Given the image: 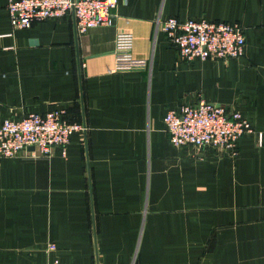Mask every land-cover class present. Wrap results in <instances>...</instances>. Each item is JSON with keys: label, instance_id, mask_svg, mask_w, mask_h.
Here are the masks:
<instances>
[{"label": "crops", "instance_id": "1", "mask_svg": "<svg viewBox=\"0 0 264 264\" xmlns=\"http://www.w3.org/2000/svg\"><path fill=\"white\" fill-rule=\"evenodd\" d=\"M114 23L11 29L0 0V124L67 105L66 152L0 159V264H264V137L230 157L175 147L163 117L198 99L264 129V0H119ZM244 26L245 51L180 59L159 19ZM117 31L144 69L109 72ZM53 243L55 249L47 250Z\"/></svg>", "mask_w": 264, "mask_h": 264}, {"label": "built area", "instance_id": "2", "mask_svg": "<svg viewBox=\"0 0 264 264\" xmlns=\"http://www.w3.org/2000/svg\"><path fill=\"white\" fill-rule=\"evenodd\" d=\"M119 0H6L11 29L30 27L45 19L57 20L71 16L76 33L114 23L113 9ZM157 27L167 42L173 45L180 59L226 61L245 51L244 26L238 22L201 19H159ZM133 36L129 31H117L114 37V62L109 72L144 69L148 61L132 55ZM67 105H59L45 113L29 112L20 117H5L0 124V159L19 155L48 156L53 147L62 154L70 136L84 131L81 122L63 118ZM168 139L175 147L207 148L235 157L238 139L245 133L255 137L257 147L263 145L264 129L257 130L240 111L227 109L219 103L198 99L169 109L163 117ZM32 147V149H30ZM55 249L53 243L47 250ZM48 264H61L52 258Z\"/></svg>", "mask_w": 264, "mask_h": 264}, {"label": "water", "instance_id": "3", "mask_svg": "<svg viewBox=\"0 0 264 264\" xmlns=\"http://www.w3.org/2000/svg\"><path fill=\"white\" fill-rule=\"evenodd\" d=\"M30 149H32V147H30Z\"/></svg>", "mask_w": 264, "mask_h": 264}]
</instances>
